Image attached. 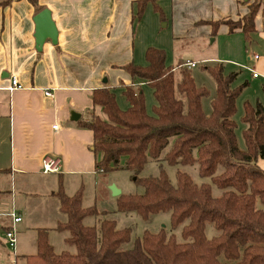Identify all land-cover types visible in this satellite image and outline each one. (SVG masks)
I'll return each mask as SVG.
<instances>
[{
    "label": "trees",
    "instance_id": "16d2710c",
    "mask_svg": "<svg viewBox=\"0 0 264 264\" xmlns=\"http://www.w3.org/2000/svg\"><path fill=\"white\" fill-rule=\"evenodd\" d=\"M137 3L135 19L141 20L147 5L153 3L154 11L166 21L156 0ZM260 9L256 0L242 20L211 23L213 34L225 24L231 33L241 29L250 40ZM145 57L146 66L131 63L123 68L133 80L131 86L122 84L127 108L121 109L111 88L97 89L92 95L94 108L81 127L93 133L97 174L125 169L134 172V182L143 187L141 194H121L117 212L136 214L144 221L169 213L173 231L181 230V241L166 230L133 237V229H119L108 212L96 206L85 208L84 189L69 196L60 183L54 196L67 220L56 229L69 233L66 242L77 253H56L49 231L39 229L38 251L25 256V264H264V170L259 165L264 160V104L244 103L242 121L247 128L242 149L233 118L248 83L234 88L238 74H225L223 64L206 68L216 83L208 116L203 99L210 92L196 84L190 69L179 64L176 72L167 66L162 49L151 47ZM143 86L153 90L156 104L151 112ZM98 108L105 119L96 113ZM152 161L175 167L198 165L202 181L197 183L181 170L175 183L164 169L157 177H138ZM88 217H98V225L86 226ZM208 225L215 230L212 238L207 236Z\"/></svg>",
    "mask_w": 264,
    "mask_h": 264
},
{
    "label": "crops",
    "instance_id": "0c3cea01",
    "mask_svg": "<svg viewBox=\"0 0 264 264\" xmlns=\"http://www.w3.org/2000/svg\"><path fill=\"white\" fill-rule=\"evenodd\" d=\"M138 1L142 0H36V4L31 0H0V156L8 149L11 154L8 168L4 167L5 157H0V177L44 174L43 158L58 156L62 169L56 173L55 184L62 183L69 196L85 190L83 176L97 175L91 150L93 133L81 127V121L88 120L94 108L93 92L111 88L121 109H126L122 84H133L123 69L126 65L146 66V51L154 47L165 50L167 66L179 72V64L193 62L181 59L189 46H182L183 42L195 45L197 40L215 36L211 23L242 20L254 2L156 0L166 17L163 22L153 3L147 5L141 20L135 19ZM44 10L51 13L59 35L57 44L47 40L39 52L35 17ZM255 25L256 32L248 41L241 29L231 33L225 24L217 34L237 44V49L230 45L235 59L229 55L221 62H236L238 55H245L241 64L246 68L252 64L258 73L257 78L252 77L253 83L262 84L264 91V8L257 14ZM171 53L178 55L176 61H171ZM14 77L22 88L10 91ZM143 90L148 107L153 90L148 86ZM46 91H52L54 97H46ZM98 112L102 110L98 108ZM72 113L80 115L78 121L72 120ZM259 165L264 170V160ZM71 181H76L77 187L69 191ZM10 202V197L0 194V224L3 216L9 219L5 231L13 223L8 215L11 212H7ZM94 204L100 212H109ZM25 256H17L22 264ZM0 264H4L2 251Z\"/></svg>",
    "mask_w": 264,
    "mask_h": 264
},
{
    "label": "rangeland",
    "instance_id": "374dc122",
    "mask_svg": "<svg viewBox=\"0 0 264 264\" xmlns=\"http://www.w3.org/2000/svg\"><path fill=\"white\" fill-rule=\"evenodd\" d=\"M255 1L256 0H254V2ZM258 1L260 2L261 8H264V0ZM187 44L189 46L183 51L182 54L184 55L181 56V59L183 61L193 60V62L197 64L195 68L190 69L195 82L198 86L205 87L210 92V96L203 99V109L206 115H211V101L216 93V83L213 77L207 72L206 68L219 63L223 64L225 74H238L237 80L233 85L234 88L245 83L249 84L237 100V113L233 118L237 123V138L239 145L242 149H245L243 131L247 128V125L242 121L244 116V103L250 102L255 105L257 102H261L264 104L262 84L253 83V73L241 64L246 61L245 55L242 57L238 55L239 57L238 60L236 59V62H221V59L227 58L229 55L232 57V60L235 59L232 56L234 52L230 45L234 44L233 46L237 49V44L232 40H228L225 35L219 33L210 38L205 37L197 40L195 45H191L187 42H183L181 45L186 46ZM248 53H251L249 48ZM170 59L171 61H176L178 55H176V53H171ZM237 62L240 64H237ZM249 67L252 69V64H250ZM179 79L180 75L177 74L176 80L179 81ZM152 103L155 105L156 101L154 97L150 98L149 96L147 107L149 112H151L153 107H151ZM97 114L101 116V118H106L102 112H98ZM167 151L168 149L165 153ZM3 156L5 157L4 167L8 168L11 161L9 149L1 154L0 157ZM163 169L171 177L173 183L176 182V173L178 170L187 172L197 183H201L202 181L199 176L198 165L175 167L167 163L162 165V163L154 161L148 163L145 169L137 176L157 177ZM134 176V172L125 169L114 170L106 174L84 175V184L86 187L83 192L84 207H91L96 203L102 209L109 211V218L117 220L119 229L127 227L132 228L133 237H142L145 231L158 233L161 230H166L168 234L175 233L177 238L181 241V230L178 229L173 231L170 219L171 215L169 213L153 215L148 221H144L136 214L125 215L117 212V199L113 196L111 189L112 187H117L121 190L122 194L127 195L141 194L143 192V187L134 182ZM58 177V174L55 173L49 175H17L12 179L10 176L0 177V187L2 188L0 194L7 198L10 197L11 199V208L9 207L7 212L15 211L22 215L23 220L21 225L15 227L17 233V247L14 251L8 245L6 231L4 229L5 223H8L9 219L6 216L2 217V223L0 224V251L4 254V264H22V261H20L17 256L36 254L38 249L36 248L37 245H35V242L36 239H38L39 229H46L49 231V242L54 247L56 253H77L76 248L66 242L69 236L68 232H61L56 229L60 222L67 219V216L60 212L59 200L52 194L58 191L59 186L55 184L56 181H58ZM76 187V181H71L69 183V191L76 189ZM214 191L215 195H219V189L215 188ZM102 217L103 216H101V218ZM98 220V217H88L84 223L86 226H96L99 223ZM6 227L8 228L9 226ZM214 234V228L208 225L207 236L212 238ZM131 245L132 243L127 244L124 248H130Z\"/></svg>",
    "mask_w": 264,
    "mask_h": 264
},
{
    "label": "built area",
    "instance_id": "2783aa9c",
    "mask_svg": "<svg viewBox=\"0 0 264 264\" xmlns=\"http://www.w3.org/2000/svg\"><path fill=\"white\" fill-rule=\"evenodd\" d=\"M258 58V57H256ZM197 66L196 63L194 62H188L186 64H184V67L188 68V69H192L195 68ZM250 72L253 73V77L257 78L258 77V73L255 72L253 69L248 68ZM22 86L20 85L18 79L16 77L13 78L12 80V84L11 87L9 88L10 91H14L16 89H21ZM46 97L49 98H53L54 97V93L52 91H46L45 93ZM54 129H57V125L54 126ZM62 169V160L60 157L58 156H51V155H47L43 158L42 160V172L44 174H53V173H59ZM11 219H12V225L6 230V238L8 240V245L12 250H16L17 247V233H16V229L15 227L21 223L22 220V216L19 213H16L15 211H12L11 213L8 214Z\"/></svg>",
    "mask_w": 264,
    "mask_h": 264
},
{
    "label": "water",
    "instance_id": "95a60500",
    "mask_svg": "<svg viewBox=\"0 0 264 264\" xmlns=\"http://www.w3.org/2000/svg\"><path fill=\"white\" fill-rule=\"evenodd\" d=\"M36 24V45L39 52L42 51L43 45L47 40H50L53 44L58 42V30L55 23L52 20L51 13L48 10H44L35 17ZM105 83L107 80L104 81ZM79 114L72 113V120L78 121ZM112 193L114 197H119L122 192L117 187H112Z\"/></svg>",
    "mask_w": 264,
    "mask_h": 264
}]
</instances>
